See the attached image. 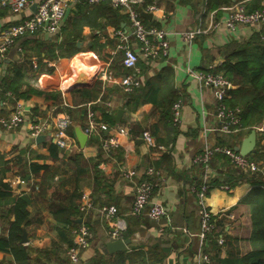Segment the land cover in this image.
I'll return each mask as SVG.
<instances>
[{
  "label": "crops",
  "instance_id": "crops-1",
  "mask_svg": "<svg viewBox=\"0 0 264 264\" xmlns=\"http://www.w3.org/2000/svg\"><path fill=\"white\" fill-rule=\"evenodd\" d=\"M206 1L158 0L160 10L156 13L148 11V2L139 5L143 11L153 14L151 18L140 15L146 26H150L147 23L150 22L151 25L165 29L168 32L170 46L167 57L141 58L138 70L131 72L137 82L134 88H139L137 93L140 95L143 94L140 87L149 90L152 85L163 86L164 90L160 89L161 95L178 93L182 97L183 105L181 121L178 124L168 122L159 108L152 102L143 100L136 93L138 100L143 101L137 108L122 106L128 101L120 83L125 75L113 67V62L120 60L122 64L123 53L116 51L119 42L116 32L119 29L113 26H107L102 32L85 26L81 31V39L77 42L75 54L58 59L46 58L44 53L41 56L45 58L42 59L31 50H27L31 57H25L21 45L25 38H21L9 49L5 62L0 66V83L3 76L7 74L12 76L13 72L9 69L14 63L22 66L24 77L21 79L20 93H29L27 92L29 85L44 92L61 93L58 100L53 98L48 100L45 95L29 93V98H19L15 103L12 92H7L6 98H2L0 89V115L10 116L19 103L23 105L27 115L37 113L51 119L68 109L73 115L75 134L76 126L85 130L90 109H94L98 119L104 121L103 114L95 107L103 108L107 106L105 100L111 99L112 106L109 109L112 116L119 109H123L120 125L133 126L136 129L134 134L131 132L130 136L121 139L118 150L105 149L102 145L104 152L99 164L107 179L100 180V197L103 202L116 205L117 217L125 224L119 238L130 239L131 243L126 251L114 253L105 251L106 244L112 240L109 234L111 228L101 215V206L95 204L85 217L78 219L79 222L87 223L94 234L90 245L82 251V264H88L97 252L105 253L106 264H122L120 254L127 255L135 250H142L149 258L153 257V264H197L201 221L193 186L200 178L201 167L193 165L192 160L202 148L201 132L204 122L209 125L215 122L213 114L216 99L210 90L200 89L198 81L189 74L188 68L204 70L212 67L215 70L232 51L246 49L256 52L264 45L262 42L264 25H238L230 30L224 22L228 12L223 7L208 10ZM234 1V4L244 5L242 1ZM40 2L41 0H33L29 11L18 13L2 4L0 0V32L34 11V4ZM86 5L92 6L86 0L69 3L66 18L77 14ZM119 11L125 15L122 10ZM64 23L65 20L60 33L56 36L43 30L36 34L41 40L51 38L60 43L64 39ZM120 29L129 30L128 17L122 22ZM190 29H201L205 32L197 34L189 43L182 37V32ZM96 35L99 37V43L105 46L102 49L97 47L95 51L93 46L96 44ZM130 46L138 48V43L133 37H130ZM83 53L91 54V60L81 57L86 61L81 60V65L75 64V58ZM90 64L95 68L89 70ZM104 69H108L107 79L102 78ZM77 80H81L85 85H75ZM237 87L238 85L234 84L232 89ZM81 109L86 110L85 116ZM106 123L109 124L110 130L105 132L104 138H109L116 134L117 126ZM143 129L153 132L156 147H148L140 139ZM242 130L246 129L242 128L239 131ZM45 135L46 138L38 142L37 137L31 136L28 122L14 130H7L0 125V154L4 156V163L0 164V264H17L5 241L9 236L10 224L15 220L11 210L21 197L30 199L29 224L25 226L29 242L22 243L20 238L16 244L27 247L31 257L28 264H67L66 243L58 231L63 223L54 215L60 205L67 203V198L72 194L76 184L74 171L67 163L78 153H82L86 158H97L100 148L97 144H90L89 139L82 148L75 134L78 146L72 151H63L53 142L51 133ZM247 135L246 132L239 135L237 146L241 145ZM210 138L215 143L229 136L215 131L210 133ZM52 145L58 149V159L53 158L50 153ZM38 154L42 158L36 159ZM260 161L264 163V160ZM36 162L40 167L35 171L32 165ZM216 165L219 168L222 166L217 159L214 163V166ZM149 169L154 171V175H147ZM93 170L94 163L87 162V174L82 176L80 181L83 191L91 192V186L95 182ZM129 170L135 171V175L127 176ZM47 171L56 174L55 180L52 186L47 187L44 192H39L38 185L43 182ZM16 176H21L25 183L7 190L4 184L7 185V181ZM140 179H149L157 183L153 189L152 200L165 206L171 217L170 227L165 225L164 220L154 221L146 213L138 216L130 213L136 183ZM252 187L253 185L246 181L230 191L217 186L211 190L208 204L212 211L220 213L216 230L219 237L224 236L226 240L224 246H219L217 251L210 253L212 257L214 254L222 260L232 255H244L250 250L248 240L251 230L250 216L247 207L239 202ZM127 230L129 237H125ZM163 251L165 256L162 260L158 252ZM123 258L124 264H130L127 257ZM213 259L215 261V258Z\"/></svg>",
  "mask_w": 264,
  "mask_h": 264
},
{
  "label": "built area",
  "instance_id": "built-area-1",
  "mask_svg": "<svg viewBox=\"0 0 264 264\" xmlns=\"http://www.w3.org/2000/svg\"><path fill=\"white\" fill-rule=\"evenodd\" d=\"M79 0H41L37 4L34 11L30 12L19 22L9 25L0 32V66L5 62L7 53L17 41L24 37L33 36L39 30L56 36L62 29L67 7L69 3ZM90 4H98L102 2L109 3L113 8L122 10L128 17L129 30L124 31L119 29L116 32L119 42L117 52H122V64L125 68L133 71L138 70V62L141 58L155 59L167 57L169 54L170 42L168 32L157 26H146L139 13V5L147 3L148 0H86ZM1 3L7 5L14 12L29 11L33 0H1ZM148 11L152 13L159 12L160 7L158 0L148 3ZM228 16L225 19V25L230 29H235L238 25H264V8L248 11L242 3H235L230 6L223 7ZM202 32L201 29H190L182 32V37L191 42L193 38ZM130 37L138 43V48L130 46ZM264 42V34L262 35ZM188 72L199 83L200 89L210 90L216 101L214 106V124L209 125L204 122L201 132L202 148L192 160L193 165H200L201 175L198 181L193 186V191L196 194L198 214L201 221V230L198 233L200 239V248L196 258L197 264H215L209 252L204 250L208 235L216 228L219 212L211 210L208 204V198L211 190L215 187L212 182L216 178L224 180L226 168L214 166V160L217 155H224L231 165L238 171L237 174H242L245 177L259 175L264 180V163L256 161L250 155H242L235 147L225 145L219 142L213 143L210 138V133L219 132L223 135L235 133L242 129V109L239 106H230L227 99L230 98V90L233 88V83L228 80L220 71H215L210 67L204 70H194L188 68ZM108 69H104L102 78L107 79ZM125 92H130L133 85L136 84L135 76L128 74L124 76L120 82ZM107 107L112 106V100H105ZM182 100L179 99L173 105V122L180 123L182 117ZM22 104L19 103L14 113L10 116L0 115V125L7 130L19 128L24 122L29 123V132L32 137L36 138L40 134L51 133L53 142L63 151H72L78 146L77 139L71 135L69 129L72 125L71 117L68 113L63 112L57 115L56 118L48 117H32L27 115ZM88 123L85 127V132L88 137L99 136L103 141L104 148H118L121 144V139L130 136L131 127L117 125L116 134L109 138H104L103 133L110 130L108 123L100 121L94 109H90L87 113ZM260 133L264 132V123L257 128ZM143 142L148 147H156L157 143L150 130L141 132ZM217 167V168H216ZM127 176L135 175V171L129 170ZM147 175H154V171L149 169ZM10 189H15L18 185L25 183L21 176H16L12 180L7 181ZM157 185L156 182L149 179H140L136 183L134 201L131 207V214L138 216L146 213L154 221H165V225L171 224V217L167 209L162 203L152 200L153 189ZM224 190L232 189L227 183L218 185ZM95 204L90 191H83L79 200V210L85 217ZM102 217L108 222L111 230L110 236L112 239H118L125 229V224L117 217L118 209L115 204H104L100 207ZM75 241L72 246L66 248L67 259L69 264H82L81 254L83 249L90 245L93 238V231L84 221L74 231ZM226 240L224 236L218 238L219 246H224Z\"/></svg>",
  "mask_w": 264,
  "mask_h": 264
},
{
  "label": "trees",
  "instance_id": "trees-1",
  "mask_svg": "<svg viewBox=\"0 0 264 264\" xmlns=\"http://www.w3.org/2000/svg\"><path fill=\"white\" fill-rule=\"evenodd\" d=\"M153 1L154 0H148V3ZM236 1L244 2V6L248 11L264 8V0ZM234 2V0H207L206 6L208 10H213L220 7L230 6L234 4ZM66 15L63 26V41L59 43L51 38L41 40L36 33L33 37H24L25 40L21 42V45H23L25 57H31L30 52L28 53L27 50H31L33 54L40 56L44 53V56L49 59L71 57L77 51V42L79 39H81V31L85 26H90L91 28L97 29L100 32H102L107 26H113L116 29H120L122 28V22L127 19L126 14L124 15L120 13L118 9L113 8L107 2L92 4L90 7L89 5H86L82 7L81 11L77 14L69 15L67 18ZM147 23L152 26L150 22ZM95 43L96 44L93 46V50L95 51L97 50V47L102 49V47L105 46V44L99 43L98 35H96ZM43 57L41 56L42 59ZM42 59L39 61L40 65L42 64ZM113 67H115L117 71L124 73L125 76L131 74L133 71L125 68L123 64L120 63V60H115L113 62ZM9 71L13 72L12 76L7 74L1 78L0 89L2 98H6L7 92H12V94L15 96V103L19 98H29V93L45 95L46 99L48 100L52 98L58 100L61 97L60 92H44L35 89L30 85L27 91L29 93H20L19 89L21 87V79L24 77V73H22V66L14 63V66L9 69ZM215 71L222 72L224 76L233 83V85H238L237 88L230 90V98L227 99V102L230 106L241 107L242 128H245L246 130L228 134L227 136H229V138H221L219 142L225 145L236 147L239 144L238 137L241 133L244 134V132H246V134H249L252 129L262 126L264 122V45L262 46L261 50L256 52H251L246 49H237L232 51L231 55H227V59L223 62V64H221V66L216 68ZM134 87L135 85H133L130 92H125L123 89V92L128 99V101L122 105L123 107H131L135 109L143 102L140 101V99L138 100V97L136 96V94H138L137 92L139 91V88L135 89ZM160 89L164 90L163 86L152 85L149 90H145L143 87H140V90L143 91V94L138 95L141 96L143 100L152 102L155 107L162 111L163 117L168 119V122L170 121V123H173V105L182 97L178 93H168V95H161ZM95 109H98L100 114H103V119L105 122H109L114 126L116 125L112 119V113L109 107H95ZM64 111L70 115L71 121L73 123V115L71 114V111L68 109H65ZM81 111L85 116L86 110L81 109ZM32 117L34 118L44 116L38 115L37 113H32ZM130 127L131 132L134 134V130L136 129L133 126ZM144 130L147 129H143L142 131ZM69 132L75 136L73 124L71 125ZM151 133L154 136L152 131ZM257 133V148L253 154H250V157L256 161H260L264 160V142H262V140H264V132L260 133L257 131ZM103 135L105 136L106 133H103ZM89 143L97 144L99 146L100 153L98 157L91 159L86 158L82 153H78L68 160L67 166H69L74 171L73 177L76 184L72 194L67 198V203L60 205L59 208L54 212L56 219L63 223V225L58 228V231L61 236H63V240L66 243V248L74 244V231L81 224L78 219L83 216L79 210L78 200L80 199L83 192L80 181L82 176L87 174V162L92 161L94 163L93 177L95 182L94 185L91 186V196L94 204L99 206L110 204L106 203V201L103 202L102 198L100 197V180L103 181L106 179L102 169L99 167L101 162L100 157L102 152H104V146L102 147L103 142L101 138L97 136L89 138ZM116 149L118 150V148ZM50 153L53 158H59L58 149L55 145L51 146ZM39 158H42V156L39 154L36 155V159ZM216 159L217 162L219 161L220 164L226 168V172L224 180H221L220 178L213 180V186L216 187L222 183H227L229 186L234 188L236 185L246 181L253 185V187L239 202V204L247 207L250 216L249 229L251 230L248 234V240L251 247L250 250L244 255H232L229 258L219 260L216 255L213 254L212 259L215 258V261L213 259L215 264H264V180L259 175L245 177L242 174H237L238 171L233 167V165H231L229 160L224 155H217L215 157L214 163ZM1 163H4V156L2 154H0V164ZM32 166L35 171L40 167L37 162L33 163ZM55 176L56 174L54 172L47 171V173L44 174L43 182L39 183L38 185V191L44 192L47 187L52 186ZM59 180L60 182L62 181L61 179ZM198 181L199 180L196 182L197 184ZM4 187L7 190H10L9 184H4ZM29 204L30 199L28 197H21L16 201L14 207L11 210L15 215V220L10 224L9 236L5 243H7L10 247L9 251L14 256L17 264H28V262L31 261L27 247L21 244H16L20 241L23 225L26 226L29 224ZM129 235L127 230L125 237H129ZM218 238L219 234L215 228L212 233L208 235L204 250L211 254L217 251L220 248L218 244ZM158 253L163 260L165 251ZM120 257L122 264H124L125 260L123 257H127L130 264H153L154 261L153 257L149 258L142 250H135L128 253L127 255L120 254ZM67 264H69V260L67 261ZM88 264H106L105 253L97 252V254L88 262Z\"/></svg>",
  "mask_w": 264,
  "mask_h": 264
},
{
  "label": "water",
  "instance_id": "water-1",
  "mask_svg": "<svg viewBox=\"0 0 264 264\" xmlns=\"http://www.w3.org/2000/svg\"><path fill=\"white\" fill-rule=\"evenodd\" d=\"M37 4H34L33 6V10H35ZM140 15L142 17L145 18H151L153 16L152 13H148L143 11L142 7L140 6L138 8ZM81 43H78V45H80ZM75 85H85V83H83L81 80H77V83ZM124 110L123 109H119L117 111V113L115 115H113V120L115 121L116 125H119L121 120H122V116H123ZM75 134L78 138V141L81 145L82 148L85 147L89 137L87 135V133L80 127V126H76L75 127ZM46 138L45 134H40L37 136V141L40 142L42 140H44ZM140 139L143 141L141 135H140ZM257 141H258V133H257V129H252V131L247 135V137L244 138V140L242 141L240 146L235 147V149L237 151H239L242 155H250L251 153H253L256 149L257 146ZM21 242L22 243H28L29 239H28V233L27 230L25 228V225H23V232L21 234ZM131 243L130 239H112L111 241H109L106 246H105V251L110 252V253H114L117 251H126L128 249V245Z\"/></svg>",
  "mask_w": 264,
  "mask_h": 264
},
{
  "label": "bare ground",
  "instance_id": "bare-ground-1",
  "mask_svg": "<svg viewBox=\"0 0 264 264\" xmlns=\"http://www.w3.org/2000/svg\"><path fill=\"white\" fill-rule=\"evenodd\" d=\"M91 54H82V55H80V56H77L76 58H75V61H76V63L75 64H78V65H81V63H80V61L81 60H83V61H86L85 59H90L91 60V56H90ZM81 57H84L85 59H81ZM79 61V63H77ZM88 62H89V60H88ZM67 63H68V61H67ZM91 66H88V69L90 70V69H93V68H95V66L94 65H92V64H90ZM69 66V65H68ZM87 67V66H86ZM66 67H64V69H65ZM68 69V68H67ZM67 71V70H66ZM63 72V71H62ZM91 72H92V70H91ZM55 79V78H54ZM53 80V79H52ZM48 81H50V80H48ZM46 82V81H45Z\"/></svg>",
  "mask_w": 264,
  "mask_h": 264
},
{
  "label": "rangeland",
  "instance_id": "rangeland-1",
  "mask_svg": "<svg viewBox=\"0 0 264 264\" xmlns=\"http://www.w3.org/2000/svg\"><path fill=\"white\" fill-rule=\"evenodd\" d=\"M101 59V58H100ZM102 60V59H101ZM82 62H85V61H82ZM117 126V125H116ZM255 129H257V128H255ZM254 153V152H253ZM253 153H251V154H253Z\"/></svg>",
  "mask_w": 264,
  "mask_h": 264
}]
</instances>
